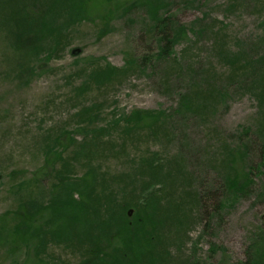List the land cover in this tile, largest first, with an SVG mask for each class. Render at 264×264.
<instances>
[{"label":"rangeland","instance_id":"rangeland-1","mask_svg":"<svg viewBox=\"0 0 264 264\" xmlns=\"http://www.w3.org/2000/svg\"><path fill=\"white\" fill-rule=\"evenodd\" d=\"M61 2L26 28L40 30L41 36L25 62L12 61V41L0 34V216L15 207L19 186L47 156L55 170L35 184L36 193L48 196V186L61 176L73 183L90 171L89 177L98 172L109 180L108 192L116 201L140 198L148 180L137 171L142 161L181 159L175 200L184 185L198 194L200 205L185 221V233L168 244L167 262L248 263V247L264 221V156L256 138L264 137V129L258 130L264 82H257L264 78V0H159L155 20L141 0H128L113 13L88 6L89 0L87 12L78 4L62 9ZM167 37L173 41L169 51L162 40ZM133 60L136 65L124 74L102 78L108 69ZM246 74L254 76L244 80ZM185 94L193 98L192 108L180 106ZM135 109L161 112L164 124L125 133L122 123H115ZM97 129L103 137L92 141ZM82 141L93 142L96 150L82 153ZM64 151L69 164L56 173ZM229 151L238 154L250 180L244 193L225 178ZM81 188L74 189V200L82 196ZM155 188L160 189L156 200L171 195L164 185ZM161 205L154 211L158 228L167 221ZM44 248L46 262L80 261L63 243ZM28 251L11 252L1 242L0 264H20Z\"/></svg>","mask_w":264,"mask_h":264},{"label":"trees","instance_id":"trees-1","mask_svg":"<svg viewBox=\"0 0 264 264\" xmlns=\"http://www.w3.org/2000/svg\"><path fill=\"white\" fill-rule=\"evenodd\" d=\"M55 1L0 0V34L5 36V39L12 41L10 43L12 49L9 48L14 56L12 61L17 58L18 61L25 62L26 55L29 54L28 50L38 46L36 44L41 36L40 30L28 33L26 28L31 22L34 26L40 23L39 18H44L41 14L46 15L53 9ZM61 1L62 9L65 7L67 9L69 4L72 7L78 4L79 11H88L85 0ZM141 1L144 2V5L147 4L148 9L150 7L148 13L155 20L156 12L161 6L159 0ZM82 3L83 5L80 6ZM127 3L128 0H89L88 6L91 4L92 6L101 5L103 6L102 12L105 10L106 13H113ZM52 6L53 8H51ZM105 16L107 17L106 14L102 15L103 18ZM155 27H158L157 23H154L153 28L155 29ZM179 29L183 30V27L180 26ZM173 30L176 31L174 28ZM60 37L57 36L54 41L59 42ZM162 40L168 42L164 50L169 51L172 47V38L167 37ZM31 43L34 44L32 47ZM165 53L169 54V52ZM135 65L136 61L133 60V63H125L124 67L108 69V74L102 78L110 81ZM253 76L254 74H246L243 79H251ZM263 80L264 78L257 82L262 83ZM192 99L188 94H185L180 106L186 109L192 108ZM197 99L198 101L203 100L202 109H204L206 107L204 99L200 96ZM206 100H208L207 97H205ZM130 113L127 118L115 123H122V129L127 134L130 130L154 128L163 123V116H160L161 112L158 111L135 109ZM258 126V130L264 129V117L259 121ZM102 137L103 133L97 129L93 131L91 140L95 141ZM256 138L259 141L257 142L259 144L258 152L264 156V137L260 135ZM80 147L83 150L82 153H91L96 150V144L94 145L93 142L85 144L82 141L79 143V150ZM62 149L58 147L59 151ZM64 153L65 151L60 153L57 158L59 166L56 173L62 174L63 168L69 164ZM237 160V153L227 152L225 165L230 172L225 175V178L229 185L238 187V193H244L250 185V180L243 170L244 168L242 169L238 165ZM54 164L52 158L45 157L43 167L33 173L32 178L24 179L19 186L22 194L17 197L15 207L0 216V243H6L11 252L18 248L30 250L20 264H52L50 261L42 260L41 255V252H45L46 248L44 247L49 243H63L68 250L78 253L80 260L78 264H173L172 261L167 262L170 257L167 254L168 244L175 238L179 240L178 235L185 233V221L190 218V212L194 207L198 208L200 205L198 194L184 190V185L180 186L178 200H175L172 191L175 189V181L179 180L177 173L182 172L181 159L174 160L172 158V162L168 164H162L160 160L153 163L142 161L140 169L137 171L141 172L139 174L141 177H148V180L143 183V193L140 198L135 200L127 199L125 196L118 201L114 200L108 192L107 183L109 180L99 175L98 172L96 177H89L90 171L73 183L61 176L58 184L51 183L48 186V196L43 192L40 193L41 195L36 193L35 184L43 180L49 171L55 170ZM156 185L161 187L164 185L166 191L171 195L162 198V201L156 200L154 198L157 194L156 190L158 192L160 190L155 188ZM79 186L82 188L77 192L83 194L77 201L73 199V192ZM161 203L165 205L163 212H166L163 216L167 221L161 228H158L159 222L154 220V211L156 210L157 213V210L162 208L158 206ZM129 209L132 210L131 217L128 215ZM94 213L97 214L98 219ZM58 224L63 226L57 228ZM96 228H98L97 234L95 233ZM103 239L104 243H102ZM247 252L250 253L251 259L246 264H264V221L251 241ZM37 257L39 259L36 260L39 263L33 260ZM31 259L32 261H30Z\"/></svg>","mask_w":264,"mask_h":264}]
</instances>
